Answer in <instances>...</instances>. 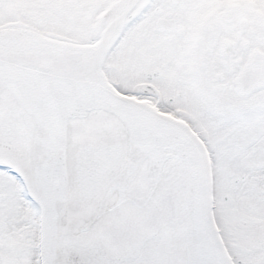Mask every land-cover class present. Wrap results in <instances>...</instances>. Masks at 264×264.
<instances>
[{"label": "snow or ice", "instance_id": "snow-or-ice-1", "mask_svg": "<svg viewBox=\"0 0 264 264\" xmlns=\"http://www.w3.org/2000/svg\"><path fill=\"white\" fill-rule=\"evenodd\" d=\"M0 264H264V0H0Z\"/></svg>", "mask_w": 264, "mask_h": 264}]
</instances>
